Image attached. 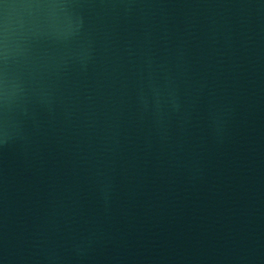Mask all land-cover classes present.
I'll list each match as a JSON object with an SVG mask.
<instances>
[{
    "label": "water",
    "instance_id": "95a60500",
    "mask_svg": "<svg viewBox=\"0 0 264 264\" xmlns=\"http://www.w3.org/2000/svg\"><path fill=\"white\" fill-rule=\"evenodd\" d=\"M0 264H264V0H0Z\"/></svg>",
    "mask_w": 264,
    "mask_h": 264
}]
</instances>
